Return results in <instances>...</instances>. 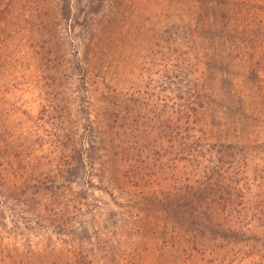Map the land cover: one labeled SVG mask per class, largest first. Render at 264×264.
I'll list each match as a JSON object with an SVG mask.
<instances>
[{
    "label": "rangeland",
    "instance_id": "rangeland-1",
    "mask_svg": "<svg viewBox=\"0 0 264 264\" xmlns=\"http://www.w3.org/2000/svg\"><path fill=\"white\" fill-rule=\"evenodd\" d=\"M0 264H264V0H0Z\"/></svg>",
    "mask_w": 264,
    "mask_h": 264
}]
</instances>
